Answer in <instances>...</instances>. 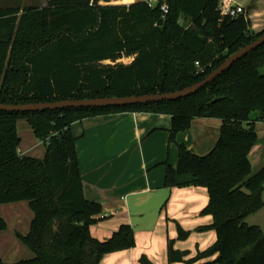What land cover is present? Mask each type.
I'll use <instances>...</instances> for the list:
<instances>
[{
	"label": "trees",
	"instance_id": "obj_1",
	"mask_svg": "<svg viewBox=\"0 0 264 264\" xmlns=\"http://www.w3.org/2000/svg\"><path fill=\"white\" fill-rule=\"evenodd\" d=\"M104 1L105 3H101ZM48 0L43 7L0 6V103L167 93L193 85L257 40L244 14L222 12V0ZM163 5H168L165 13ZM133 57L129 63L118 62ZM107 61H111L107 63ZM264 45L234 63L197 93L177 100L44 112L0 111V204L28 201L34 216L18 239L33 257L0 264H100L105 255L136 246L121 224L106 240L91 234L103 205L83 191L71 126L110 112L171 116L170 140L196 118H220L213 149L199 155L178 144L177 166L166 162L165 187L203 186L202 214L216 242L191 257L168 243V264H264V232L248 224L264 206V167L252 172L254 124L264 120ZM26 119L46 147L43 158L21 155L17 122ZM165 205H163L164 208ZM8 223L0 214V231ZM189 231L178 225L177 240ZM216 256V257H215ZM215 257L214 259H212ZM140 264H155L147 255Z\"/></svg>",
	"mask_w": 264,
	"mask_h": 264
},
{
	"label": "crops",
	"instance_id": "obj_2",
	"mask_svg": "<svg viewBox=\"0 0 264 264\" xmlns=\"http://www.w3.org/2000/svg\"><path fill=\"white\" fill-rule=\"evenodd\" d=\"M152 1L153 4L157 2ZM222 5L243 7L250 29L254 33L264 30V0H222ZM260 72L264 73V65ZM22 121L23 129L30 128L31 133L27 132L36 141L27 146L25 152L20 147V154L43 158L46 147L36 138L26 119L17 122L19 135ZM221 125L220 118H196L190 128L177 133L175 141H171L172 121L168 114L110 112L72 124L84 195L103 205L98 222L91 225V234L106 240L121 224H130L135 230L134 248L109 253L100 264H140L145 248L153 246L159 248L168 261L171 220H188L193 227L212 223L213 218L200 217L209 202L206 188L193 185L167 188L164 182L166 162L175 167L178 164V144L184 143L192 152L205 155L215 146ZM254 127L258 140L249 154L253 173L264 167V120L256 121ZM37 148H40L39 152ZM0 214L8 223L7 229L0 231V257L6 263H14L20 260L16 248H23L17 233L29 231L34 213L28 201H18L0 204ZM246 221L259 225L264 232V206L249 215ZM11 245L15 247L13 252ZM177 246L181 248L179 243ZM21 257L31 258L33 252Z\"/></svg>",
	"mask_w": 264,
	"mask_h": 264
},
{
	"label": "water",
	"instance_id": "obj_3",
	"mask_svg": "<svg viewBox=\"0 0 264 264\" xmlns=\"http://www.w3.org/2000/svg\"><path fill=\"white\" fill-rule=\"evenodd\" d=\"M264 45V34L257 40L246 45L238 50L236 53L226 59L220 66L213 70L203 80L190 85L184 89L167 92V93H153L143 95H130V96H107L85 99H64L52 102H34L25 104H6L0 103V111L6 112H44L47 110H64L67 108H105V107H124L136 104H148L152 102H160L164 100H177L180 98L188 97L197 93L204 88L207 84L214 81L221 74L227 71L231 66L245 57L247 54ZM108 62V61H107Z\"/></svg>",
	"mask_w": 264,
	"mask_h": 264
},
{
	"label": "rangeland",
	"instance_id": "obj_4",
	"mask_svg": "<svg viewBox=\"0 0 264 264\" xmlns=\"http://www.w3.org/2000/svg\"><path fill=\"white\" fill-rule=\"evenodd\" d=\"M135 1H137V0H132V2H135ZM154 1H158V0H154ZM132 2H128V0H113L112 1V3H114V4H128V3H132ZM47 3H48V0H0V6H19V7H21V9H23L25 7H29V6L43 7V6L47 5ZM101 3H105V2L101 1ZM131 61H132V59H129V58L126 59L125 58V60H123V63L126 64V63H129ZM110 62L111 61H108L107 63H110ZM23 125H24L23 121L19 123V132H20V135L22 137L20 147H21V150L23 152H25V148L27 146L33 145L36 140H34V138H31L32 134H29L27 132V131H29V132L31 131L30 128L27 131H25L23 129ZM37 150H38L37 152H39L40 148H37ZM195 187H203V186H195ZM204 188H206V187H204ZM205 191L208 192L207 188ZM200 217L212 220L211 215L202 214V211H201ZM171 221H172V226H171L172 229H170V231L168 232V236H169L170 240L175 239V241H176L175 247L176 248L178 247L177 245L179 243L181 248H178V249L190 251L191 257L195 256L198 251L206 250L207 248L212 246L217 240L216 232L213 229L199 230V227H201L203 225L193 227L192 222H190L188 220H183V219L181 221L179 218L173 219ZM178 225H181L185 230L189 231V236L187 237V239H185L183 241L177 240ZM20 245L23 248H16L18 250L15 253L20 256L19 257L20 259H23L24 257H21V256H24V254H26L27 252H30L31 250L22 242ZM10 248H11L12 252L15 249V247H13L12 245L10 246ZM12 252H11V254H12ZM167 252H168V248H167ZM143 254L147 255L151 260H153L155 262V264H168V261H167L165 256L163 257V253L161 252V250L159 248H156L155 246L145 248V251L143 252ZM210 264H217V263H210Z\"/></svg>",
	"mask_w": 264,
	"mask_h": 264
},
{
	"label": "built area",
	"instance_id": "obj_5",
	"mask_svg": "<svg viewBox=\"0 0 264 264\" xmlns=\"http://www.w3.org/2000/svg\"><path fill=\"white\" fill-rule=\"evenodd\" d=\"M150 4H153V1L152 0H147ZM163 10L165 13L168 12V5H163ZM222 12L224 14H230L232 16H237L239 14H244L245 15V12H244V8L241 7V6H237V7H223L222 5ZM125 58H129V59H133V57H123L121 59L118 60V62H123V60H125Z\"/></svg>",
	"mask_w": 264,
	"mask_h": 264
},
{
	"label": "clouds",
	"instance_id": "obj_6",
	"mask_svg": "<svg viewBox=\"0 0 264 264\" xmlns=\"http://www.w3.org/2000/svg\"><path fill=\"white\" fill-rule=\"evenodd\" d=\"M128 2H132V0H128Z\"/></svg>",
	"mask_w": 264,
	"mask_h": 264
}]
</instances>
